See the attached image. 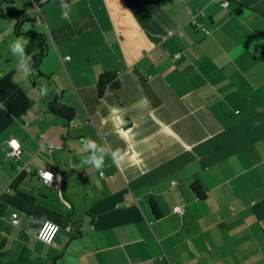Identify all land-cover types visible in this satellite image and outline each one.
Wrapping results in <instances>:
<instances>
[{
	"label": "crops",
	"instance_id": "crops-1",
	"mask_svg": "<svg viewBox=\"0 0 264 264\" xmlns=\"http://www.w3.org/2000/svg\"><path fill=\"white\" fill-rule=\"evenodd\" d=\"M0 8L48 45L44 76L25 77L9 48L17 21L0 18V264H264V0ZM104 72L119 85L100 93ZM57 97L72 118L50 111ZM82 139L132 158L117 166L109 153L101 176L83 163ZM39 170L53 173L51 186ZM46 221L59 226L50 245L36 238Z\"/></svg>",
	"mask_w": 264,
	"mask_h": 264
},
{
	"label": "clouds",
	"instance_id": "clouds-1",
	"mask_svg": "<svg viewBox=\"0 0 264 264\" xmlns=\"http://www.w3.org/2000/svg\"><path fill=\"white\" fill-rule=\"evenodd\" d=\"M43 2V0H41ZM224 6V5H222ZM66 9L68 6L66 4L63 5ZM62 18L68 19L67 13L65 11L62 12ZM28 43V40L25 39L23 36L16 38L12 43L9 44V48L11 53L15 57H19L17 59L18 68L22 70V73L25 77L30 75L33 72V68L31 63H29L28 58L25 54V47ZM47 89L45 87H41L40 92L42 95L46 94ZM146 103V101H145ZM111 115L109 119L112 120L116 132L121 138H123L129 145L131 146V142L133 140L132 129L125 130L123 125L125 121L121 116L122 110L118 107H111L110 109ZM167 131V128H165ZM87 141V143H85ZM9 146L13 149L15 154H19V150L21 148L20 142L17 139H10L8 142ZM80 144L83 145V150L88 151L90 154L83 159V163L85 165H91L96 170L100 172V175L103 176L102 169L104 168V158L106 155H111L113 163L117 166L123 164L126 159H131L132 156L128 151L121 150L120 148H116L115 150L112 149H105L104 147L98 145L95 141L91 139H82ZM139 156L138 153L135 154ZM39 175H41L42 179L46 183H51L53 181V174L51 172H47L45 170H41ZM61 178L59 176L56 177V180L59 181ZM175 211L179 212L180 209L177 208ZM17 213L12 214V222L13 224L18 223L16 219ZM31 219V218H30ZM58 231V226L53 225L51 222L46 221L44 223V227L39 231L38 239L41 241L51 244L56 232Z\"/></svg>",
	"mask_w": 264,
	"mask_h": 264
},
{
	"label": "trees",
	"instance_id": "trees-1",
	"mask_svg": "<svg viewBox=\"0 0 264 264\" xmlns=\"http://www.w3.org/2000/svg\"><path fill=\"white\" fill-rule=\"evenodd\" d=\"M0 18L14 19L17 21L14 27L15 35L23 36L25 39L28 40V43L25 47V54L29 60V63H31L32 68H33V72L31 73V75L44 76L40 70V67H41L43 59L46 57L48 53V45H47L46 37L43 34L35 33V32L22 33L20 30V23L18 22L19 13L17 12H7L6 13L3 11V9L0 8ZM105 85L110 86L112 89H116L118 87L119 85L118 77L116 76L115 73L104 72L99 75L98 86L100 89V93L103 91ZM59 100L60 98L57 97L56 101L52 102L49 105L50 111L63 115L66 118H72L75 112L74 109L66 105L59 104L58 103ZM191 190L195 193L198 199L202 200L205 198V190L203 189L202 185L198 181H194V183L191 186ZM149 203H150V207L153 210L154 214L156 216H159L160 214L157 212V204L153 200V198L149 199Z\"/></svg>",
	"mask_w": 264,
	"mask_h": 264
},
{
	"label": "built area",
	"instance_id": "built-area-1",
	"mask_svg": "<svg viewBox=\"0 0 264 264\" xmlns=\"http://www.w3.org/2000/svg\"><path fill=\"white\" fill-rule=\"evenodd\" d=\"M222 5L227 6V3L225 2V3H223ZM12 139H15V138H12ZM8 145H9V144H8ZM20 145H21V144H20ZM20 154H21V148H20V150H19V154L17 155V154L14 153L13 149L9 146V149H8V151H7V157H8V158L16 160V159H18V158L20 157ZM40 171H41V170H39V171L37 172V174H38V176L42 179L41 175H39ZM45 171H47V172H51V171H48V170H45ZM51 173H52V172H51ZM52 174H53V173H52ZM53 179H54V175H53ZM42 180H43V179H42ZM43 182H44V184H45L47 187L51 186L52 183H53V181H52L51 183H46L44 180H43ZM177 208L180 209V211H179L178 213H179V214H183V212H184V208H183V207H177ZM177 208H176V209H177ZM176 209H175V210H176ZM176 212H177V211H176ZM12 214H13V213H12ZM12 214H11V216H10V223H11L12 226L17 227V226L20 225V218H19V215L17 214V216H16V219L18 220V223L13 224V222H12ZM52 224H53V225H56V224H54V223H52ZM56 226H58V225H56ZM43 227H44V223H43V225L41 226V228L38 230V232H37V234H36V238H37V239H38L39 231H40ZM58 231H59V226H58ZM58 231L56 232V234H55V236H54V239H55V237H56ZM54 239H53V241H54ZM38 240L41 241L40 239H38ZM53 241H52V242H53ZM41 242L44 243V244L50 245V244L45 243V242H43V241H41Z\"/></svg>",
	"mask_w": 264,
	"mask_h": 264
}]
</instances>
